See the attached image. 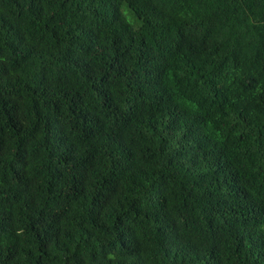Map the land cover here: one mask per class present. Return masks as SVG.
Listing matches in <instances>:
<instances>
[{"label":"trees","instance_id":"trees-1","mask_svg":"<svg viewBox=\"0 0 264 264\" xmlns=\"http://www.w3.org/2000/svg\"><path fill=\"white\" fill-rule=\"evenodd\" d=\"M195 1L0 0V264H264V0Z\"/></svg>","mask_w":264,"mask_h":264},{"label":"rangeland","instance_id":"rangeland-1","mask_svg":"<svg viewBox=\"0 0 264 264\" xmlns=\"http://www.w3.org/2000/svg\"><path fill=\"white\" fill-rule=\"evenodd\" d=\"M201 6H204L205 9L201 10ZM218 7L219 3H217L216 0H196L194 2V8L196 9L198 15L203 14L207 11L215 10Z\"/></svg>","mask_w":264,"mask_h":264}]
</instances>
